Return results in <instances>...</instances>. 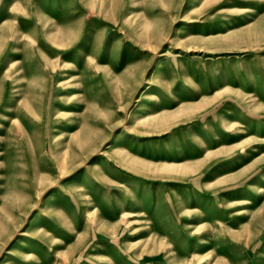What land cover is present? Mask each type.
Returning a JSON list of instances; mask_svg holds the SVG:
<instances>
[{
    "label": "rangeland",
    "instance_id": "rangeland-1",
    "mask_svg": "<svg viewBox=\"0 0 264 264\" xmlns=\"http://www.w3.org/2000/svg\"><path fill=\"white\" fill-rule=\"evenodd\" d=\"M0 264H264V0H0Z\"/></svg>",
    "mask_w": 264,
    "mask_h": 264
},
{
    "label": "bare ground",
    "instance_id": "bare-ground-1",
    "mask_svg": "<svg viewBox=\"0 0 264 264\" xmlns=\"http://www.w3.org/2000/svg\"><path fill=\"white\" fill-rule=\"evenodd\" d=\"M245 11H246V13H251L253 10H251V9H246ZM245 203H248V202H245Z\"/></svg>",
    "mask_w": 264,
    "mask_h": 264
}]
</instances>
